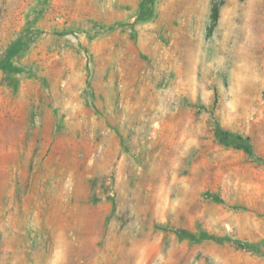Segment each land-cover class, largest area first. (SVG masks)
Instances as JSON below:
<instances>
[{"label":"rangeland","instance_id":"obj_1","mask_svg":"<svg viewBox=\"0 0 264 264\" xmlns=\"http://www.w3.org/2000/svg\"><path fill=\"white\" fill-rule=\"evenodd\" d=\"M0 264H264V0H0Z\"/></svg>","mask_w":264,"mask_h":264},{"label":"trees","instance_id":"obj_2","mask_svg":"<svg viewBox=\"0 0 264 264\" xmlns=\"http://www.w3.org/2000/svg\"><path fill=\"white\" fill-rule=\"evenodd\" d=\"M217 16H218V11H217V8L214 7L212 10V14H211L212 26L217 21ZM212 26L210 27V29L212 28ZM210 29H209V31H210ZM209 31H208V33H209ZM214 135L221 144H223L227 147H231L235 150H242L245 153H247L248 155L254 154L253 146L251 144L249 137H243L240 135L229 133V132L221 129L218 124H216L214 127ZM173 232L179 238H188L191 240H197L196 236H194L193 234H191V233H189L186 230H183L181 228H176L173 230ZM209 238H211V237H209L206 234H203L201 236V239H209ZM213 239L216 242H220V239H218V238H213ZM235 244L238 248H240L242 250H245L248 252L255 251L254 245L243 243L240 241H235Z\"/></svg>","mask_w":264,"mask_h":264}]
</instances>
